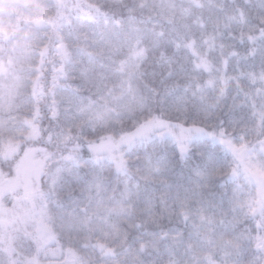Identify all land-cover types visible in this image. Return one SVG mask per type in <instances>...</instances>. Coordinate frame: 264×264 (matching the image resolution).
Segmentation results:
<instances>
[{
  "label": "snow or ice",
  "instance_id": "snow-or-ice-1",
  "mask_svg": "<svg viewBox=\"0 0 264 264\" xmlns=\"http://www.w3.org/2000/svg\"><path fill=\"white\" fill-rule=\"evenodd\" d=\"M11 2L0 264H264V0Z\"/></svg>",
  "mask_w": 264,
  "mask_h": 264
},
{
  "label": "trees",
  "instance_id": "trees-1",
  "mask_svg": "<svg viewBox=\"0 0 264 264\" xmlns=\"http://www.w3.org/2000/svg\"><path fill=\"white\" fill-rule=\"evenodd\" d=\"M4 5H5V0H0V10H2L4 8ZM9 7L12 10L13 15H15V9H16L15 0H12V2L9 5ZM0 18H3L5 20L7 19L6 16L2 15V11H0Z\"/></svg>",
  "mask_w": 264,
  "mask_h": 264
}]
</instances>
